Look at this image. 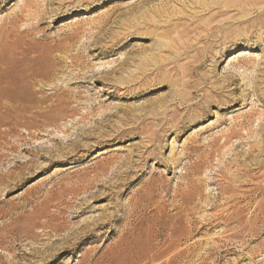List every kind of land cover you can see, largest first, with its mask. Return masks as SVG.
<instances>
[{"label": "rangeland", "instance_id": "1", "mask_svg": "<svg viewBox=\"0 0 264 264\" xmlns=\"http://www.w3.org/2000/svg\"><path fill=\"white\" fill-rule=\"evenodd\" d=\"M263 72L264 0H0V264H264Z\"/></svg>", "mask_w": 264, "mask_h": 264}, {"label": "bare ground", "instance_id": "2", "mask_svg": "<svg viewBox=\"0 0 264 264\" xmlns=\"http://www.w3.org/2000/svg\"><path fill=\"white\" fill-rule=\"evenodd\" d=\"M260 36V35H259ZM257 40L259 41V42H262L263 40H262V38L261 37H258L257 38ZM239 55V54H238ZM241 56V55H240ZM128 65V64H127ZM127 68V67H126ZM263 74H264V72H263ZM234 76V75H233ZM128 79H130L129 77H128ZM262 80H264V79H262ZM263 83V82H262ZM60 97V96H59ZM191 105H194V106H196L197 104L196 103H194V104H191ZM62 110V109H61ZM64 110V109H63ZM58 113H60V111H58L57 112V114ZM32 158V157H31ZM49 227V226H48ZM254 228V227H253ZM249 230V229H248Z\"/></svg>", "mask_w": 264, "mask_h": 264}]
</instances>
